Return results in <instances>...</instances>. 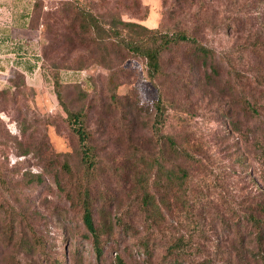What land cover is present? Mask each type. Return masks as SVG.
Listing matches in <instances>:
<instances>
[{"label": "rangeland", "instance_id": "1", "mask_svg": "<svg viewBox=\"0 0 264 264\" xmlns=\"http://www.w3.org/2000/svg\"><path fill=\"white\" fill-rule=\"evenodd\" d=\"M36 1L27 0L37 30L23 39L39 67L24 74L7 66L0 96V264H264L253 219L264 220V0ZM78 7L110 23L186 32L213 54L172 45L154 83L144 59L112 49L114 88ZM78 68L84 76L65 72ZM159 91L176 151L151 126L146 102ZM80 108L98 152L91 188L100 257L67 198L75 176L91 175L66 119Z\"/></svg>", "mask_w": 264, "mask_h": 264}, {"label": "trees", "instance_id": "2", "mask_svg": "<svg viewBox=\"0 0 264 264\" xmlns=\"http://www.w3.org/2000/svg\"><path fill=\"white\" fill-rule=\"evenodd\" d=\"M34 2H37L34 0ZM37 5V4H36ZM34 4H28L22 12L21 18L22 25L30 30H37V28L30 25L31 12ZM76 13L81 22V28L84 32H93L92 39L100 49V54L95 58L96 63L107 68L111 72L110 82L112 86L116 87L114 69V58L111 55V50L114 49L120 55L121 50H125L134 57L142 58L146 61L147 72L149 79L155 83L157 77L164 73L162 65V56L164 52L172 45L182 42L190 43L194 48V53L197 56L207 59L212 56L213 51L207 48L204 44L200 43L196 38L190 36L186 32H164L160 28H150L144 24L126 21L120 18L117 22H106L102 20L99 15H96L91 10L78 7ZM13 56L7 58V66L9 70H17L24 74L32 73L39 67L40 58L37 54H32L29 49V44L26 39L12 40L11 41ZM86 68H78L77 70L71 69L65 72L76 73L83 75L86 73ZM64 72V73H65ZM86 81L83 77L78 84ZM85 85V84H84ZM84 87V86H83ZM86 87H84V91ZM7 91V81H4V86L0 87V96L4 95ZM59 91V90H58ZM59 101L63 103V95L57 93ZM111 97L118 101L115 91H111ZM148 107L154 110V118L152 121V129L154 134L166 145L169 149L176 151L177 145L175 139L163 132V126L166 120V103L163 98L162 92H158V97L155 100L146 102ZM67 123L71 131L76 135L79 149L81 163L91 171V175H77L75 176V189L67 193L71 206L81 212L83 223L85 224L89 236L93 238L94 248L97 256L102 255L101 234L94 220V196L92 195V183L94 179L93 172L97 167L98 152L97 147L93 144V134L87 125V113L84 109L77 110L67 109ZM63 167L67 168L64 164ZM1 177V176H0ZM2 179V178H0ZM178 180V179H177ZM176 180V181H177ZM139 187L142 194V203L145 209L152 211L154 197L150 190V184L144 176L139 177ZM156 206V205H155ZM0 207H4L0 204ZM264 210V207H263ZM7 212V207H4ZM259 230V238L264 235V220L253 218ZM181 245L180 241H175L168 246V252H175Z\"/></svg>", "mask_w": 264, "mask_h": 264}, {"label": "crops", "instance_id": "3", "mask_svg": "<svg viewBox=\"0 0 264 264\" xmlns=\"http://www.w3.org/2000/svg\"><path fill=\"white\" fill-rule=\"evenodd\" d=\"M27 6V0H0V87L7 81V58L14 55L11 41L28 37L30 29L22 25L21 18Z\"/></svg>", "mask_w": 264, "mask_h": 264}]
</instances>
